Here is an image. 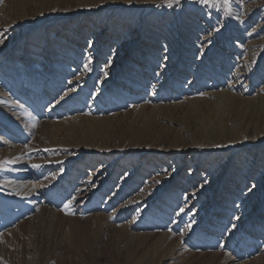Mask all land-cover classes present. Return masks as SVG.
Listing matches in <instances>:
<instances>
[{
  "label": "rangeland",
  "instance_id": "rangeland-1",
  "mask_svg": "<svg viewBox=\"0 0 264 264\" xmlns=\"http://www.w3.org/2000/svg\"><path fill=\"white\" fill-rule=\"evenodd\" d=\"M168 2L0 4V264H264V0Z\"/></svg>",
  "mask_w": 264,
  "mask_h": 264
},
{
  "label": "bare ground",
  "instance_id": "bare-ground-1",
  "mask_svg": "<svg viewBox=\"0 0 264 264\" xmlns=\"http://www.w3.org/2000/svg\"><path fill=\"white\" fill-rule=\"evenodd\" d=\"M5 1H6V2H5ZM7 1H8V0H1L0 4L3 3L2 7H3V6H9V5H7ZM246 1H247V0H246ZM258 1H259V0H258ZM255 2H257V1H255ZM260 3H262V2H260ZM258 4H259V3H258ZM254 5L256 6V4H254ZM259 5H260V4H259ZM244 6H245V5H244ZM258 7H259V6H258ZM4 8H6V7H4ZM254 8H255V7H254ZM254 8H253V9H254ZM5 10H6V9H5ZM248 10H249V9H248ZM248 12H249V11H248ZM250 12H251V11H250ZM0 19H1V17H0ZM262 26H264V25H262ZM6 29H7V28H4L3 30H4L5 32H7L9 29H11V27H9L7 30H6ZM5 32H4L3 34L1 33V35H5V34H6ZM204 39H205V38H204ZM247 40H248V39H247ZM52 54H54V53H52ZM39 56H40V55H34V54L32 55L33 59L36 60V62H37V59L39 58ZM38 61H39V60H38ZM90 61H91V60H90ZM36 62H34V64H35ZM32 66H33V65H31L30 67L25 68V70H23L22 72L25 73V71L31 70ZM236 67H237V66H236ZM87 72H88V71H87ZM88 73H89V72H88ZM240 73H241V72H240ZM71 82H72V81H71ZM74 82H75V81H74ZM85 83H86V82H85ZM238 84H239V83H238ZM108 85H109V84H108ZM87 86H88V83L85 84L84 87H80V86H79V87L77 88V90L80 91V93H81L82 91L87 92L88 89H89ZM80 93H78V94H80ZM73 97H74V96H73ZM0 101H3V100H0ZM2 104H3V103H2ZM178 213H179V212H178ZM191 215H192V214H191ZM189 229H190V228H189ZM206 252H208L207 249H206Z\"/></svg>",
  "mask_w": 264,
  "mask_h": 264
},
{
  "label": "snow or ice",
  "instance_id": "snow-or-ice-1",
  "mask_svg": "<svg viewBox=\"0 0 264 264\" xmlns=\"http://www.w3.org/2000/svg\"><path fill=\"white\" fill-rule=\"evenodd\" d=\"M175 2L178 3L179 0H175ZM204 2L207 3L208 0H204ZM125 3L131 4V3H132V0H125ZM168 6H169V7L172 6V0H169V2H168ZM0 43H2V41H0ZM85 67H87V65H85ZM33 166H34V167H38V165H33ZM252 187H255V185H253ZM237 219H239V218L237 217ZM189 227H190V226H189Z\"/></svg>",
  "mask_w": 264,
  "mask_h": 264
}]
</instances>
